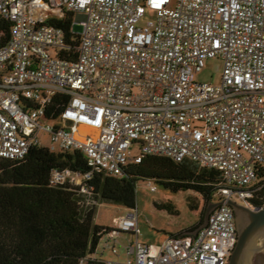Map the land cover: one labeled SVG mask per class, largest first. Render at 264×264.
I'll return each mask as SVG.
<instances>
[{
	"label": "built area",
	"instance_id": "obj_1",
	"mask_svg": "<svg viewBox=\"0 0 264 264\" xmlns=\"http://www.w3.org/2000/svg\"><path fill=\"white\" fill-rule=\"evenodd\" d=\"M145 11L152 18L141 24ZM65 14L81 26L74 60L59 56L65 38L49 23ZM0 19L10 22L0 39V158L42 146L80 152L112 175L146 155L214 170L223 202L194 235L142 244L127 210L114 220L134 238L127 256L104 264H227L237 231L225 200L264 205V0H0ZM208 60L220 62L217 84L194 80ZM56 94L68 100L46 119ZM51 181L80 179L53 171Z\"/></svg>",
	"mask_w": 264,
	"mask_h": 264
},
{
	"label": "trees",
	"instance_id": "obj_2",
	"mask_svg": "<svg viewBox=\"0 0 264 264\" xmlns=\"http://www.w3.org/2000/svg\"><path fill=\"white\" fill-rule=\"evenodd\" d=\"M71 17L65 14L49 23L61 29L65 38L59 56L74 60L80 36ZM9 37L10 22L0 19L1 44ZM67 100L63 94L53 96L45 106V118H55ZM53 171H68L80 182L53 183ZM143 181L171 193H195L205 206L214 202L221 186L218 172L162 156L146 155L139 163L127 164L118 175L89 167L77 151L54 153L32 146L20 159L0 158V264H104L93 256L98 242L119 231L110 219L95 221V203L135 210L136 185ZM188 206L200 220L176 235L201 223L199 208ZM156 207L174 212L168 204Z\"/></svg>",
	"mask_w": 264,
	"mask_h": 264
},
{
	"label": "rangeland",
	"instance_id": "obj_3",
	"mask_svg": "<svg viewBox=\"0 0 264 264\" xmlns=\"http://www.w3.org/2000/svg\"><path fill=\"white\" fill-rule=\"evenodd\" d=\"M151 18L148 11L143 12L141 24ZM73 28L75 32H81L80 25L74 23ZM194 80L199 83H219L220 62L208 60L205 67L194 76ZM47 142L48 136L42 134V145H46ZM152 185L155 186L154 191L150 190L151 186L147 184V181L138 182L135 189L137 234L140 243L149 246L160 245L167 235H176L196 224L200 220V216L191 210L188 204L199 208V212H202L200 224L203 223L207 206L204 205L199 195L189 191L171 193L153 182ZM165 204L171 205L174 212L156 207ZM126 211L120 207L95 203L94 218L97 222L109 219L114 221L117 216ZM133 239L130 234L123 232L113 233L110 237L105 236L99 240L93 256L103 261L124 260L127 256L126 247ZM263 241L264 236H256L250 245L252 247L261 246ZM247 264H264V247L257 251H249Z\"/></svg>",
	"mask_w": 264,
	"mask_h": 264
},
{
	"label": "water",
	"instance_id": "obj_4",
	"mask_svg": "<svg viewBox=\"0 0 264 264\" xmlns=\"http://www.w3.org/2000/svg\"><path fill=\"white\" fill-rule=\"evenodd\" d=\"M222 202L223 200L209 203L204 212L203 223L188 233L194 235L202 228L206 224L209 214ZM225 203L233 210L237 231V241L227 264H247L249 251H257L264 247V241L261 246L252 247L250 245L254 237L264 236V205L253 211L232 200H225Z\"/></svg>",
	"mask_w": 264,
	"mask_h": 264
},
{
	"label": "crops",
	"instance_id": "obj_5",
	"mask_svg": "<svg viewBox=\"0 0 264 264\" xmlns=\"http://www.w3.org/2000/svg\"><path fill=\"white\" fill-rule=\"evenodd\" d=\"M190 232H192V231H190ZM187 233H188V232L184 231V232H182L180 235L187 234Z\"/></svg>",
	"mask_w": 264,
	"mask_h": 264
}]
</instances>
